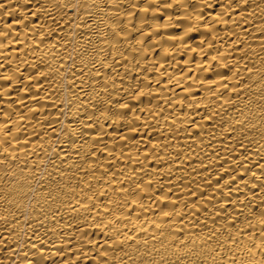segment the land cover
Instances as JSON below:
<instances>
[{"label":"bare ground","instance_id":"6f19581e","mask_svg":"<svg viewBox=\"0 0 264 264\" xmlns=\"http://www.w3.org/2000/svg\"><path fill=\"white\" fill-rule=\"evenodd\" d=\"M0 264H264V0H0Z\"/></svg>","mask_w":264,"mask_h":264}]
</instances>
